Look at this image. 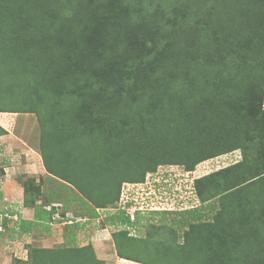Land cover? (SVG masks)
Here are the masks:
<instances>
[{
    "label": "trees",
    "instance_id": "obj_1",
    "mask_svg": "<svg viewBox=\"0 0 264 264\" xmlns=\"http://www.w3.org/2000/svg\"><path fill=\"white\" fill-rule=\"evenodd\" d=\"M122 34L134 41L120 46ZM0 113L35 116L46 175L75 193L60 200L55 187L39 209L41 184L19 179L32 218L0 195L3 241L83 228L82 213L64 221L55 205L97 217L161 168L191 172L239 150L194 180L198 210L159 212L179 215L181 241L154 224L131 236L142 214L130 219L132 201L108 223L122 227L111 239L137 264H264V0H0ZM26 249L10 264H104L88 244Z\"/></svg>",
    "mask_w": 264,
    "mask_h": 264
},
{
    "label": "rangeland",
    "instance_id": "obj_2",
    "mask_svg": "<svg viewBox=\"0 0 264 264\" xmlns=\"http://www.w3.org/2000/svg\"><path fill=\"white\" fill-rule=\"evenodd\" d=\"M127 1V0H125ZM154 6L156 2L154 1ZM157 36L165 34L164 30L160 32L153 31ZM121 38L120 46L127 43L130 39L131 42L134 39L127 38L125 35ZM147 46L151 47L150 41H155L151 37V34L145 36ZM118 47V46H117ZM0 126L7 131L6 135L0 137V175L5 174L2 167L7 168L6 172L10 176V181L19 179L32 178L37 179L39 168L42 169V174H39L40 184L43 187V195L39 202L36 199V207L41 209L45 207L47 210L50 208L48 195H52L54 189L59 186L58 197L61 199H70L73 194L68 187L61 185L58 181L48 177L43 171L42 162L38 160L31 161L32 171L31 175L23 169L26 164V156L24 151L31 148L38 155V146L40 131L34 115L31 114H10L0 113ZM242 158V153L239 150L232 151L228 154L209 159L195 166L191 172H185L179 167L161 168L158 171V175L150 178H146V181L142 185H129L124 189L125 193L121 197L120 203L105 210L97 211V217L91 216V208L80 207L78 202H69L63 207L55 205L54 218H63L64 221L70 219H80L79 214L82 213L84 219L78 221L79 224H84L83 228H63L64 225H59L56 228V224H53L52 235L53 238L45 241L34 234L33 246L41 247H56L63 245L84 246L91 245L95 252L96 258L102 260L104 264H137L127 260L119 259L115 255L111 234L113 231L122 228L117 225H109L113 215L118 211L119 207L125 206L126 201H132V207L127 209V213L130 215V219L133 220V212L136 210L142 211L138 223L133 227H126L131 236H143L146 226L154 224L155 226H165L167 229H171L181 241L182 232L185 230L184 225L180 224V217L177 214H161L162 210L178 211L189 210L192 208L199 209L200 202L196 199L193 187L194 180L202 178L208 174H211L217 170L229 166L230 164L239 161ZM23 164V166H22ZM39 167V168H38ZM165 171H169L168 175H162ZM175 178L174 182L172 178ZM13 202L15 199H11ZM213 200L212 202H214ZM3 201L0 199V210L2 208ZM178 203V205H177ZM58 204V203H57ZM218 207H216V210ZM157 210L158 214H152L151 211ZM151 212V213H150ZM73 217V218H72ZM63 222V221H62ZM3 232V229H1ZM26 240H30L24 237ZM24 238H17L16 241L9 240L4 242L0 239V264H10L12 258L26 259L28 246L25 244ZM4 239V238H3ZM69 239L72 240L69 243ZM6 243V244H5Z\"/></svg>",
    "mask_w": 264,
    "mask_h": 264
},
{
    "label": "crops",
    "instance_id": "obj_3",
    "mask_svg": "<svg viewBox=\"0 0 264 264\" xmlns=\"http://www.w3.org/2000/svg\"><path fill=\"white\" fill-rule=\"evenodd\" d=\"M26 156V164H22V166L24 167L23 169L26 170L27 173H29L31 175V173L33 172H30L32 171V166H31V161L32 160H35L37 159L38 157V160L41 161V158L40 156L34 151L32 150L31 148H29L28 150L24 151L23 152ZM3 168V171L5 172V174H2L0 175V195L2 197H5V198H13L15 199V201H17L20 205V212H21V216H22V219H25V220H30L32 218V210L31 209H27V208H23L22 207V204H21V200H22V195H23V189L21 187V183L19 180H15V181H10V176L8 175V173L6 172L7 168L5 167H2ZM39 168V167H38ZM39 174L41 175L42 174V169L39 168ZM43 171H44V168H43ZM45 172V171H44ZM38 174V176H39ZM46 174V172H45ZM37 176V179H36V182L37 183H40V178ZM41 191L43 192V187L41 186ZM39 202V201H38ZM24 238V237H27L29 238L30 240H26L25 238V244H32L33 242V236L32 235H29V234H24V235H13L12 238H6V240L4 242H8L9 240L11 241H16L17 238ZM39 239V238H38ZM6 244V243H5Z\"/></svg>",
    "mask_w": 264,
    "mask_h": 264
}]
</instances>
